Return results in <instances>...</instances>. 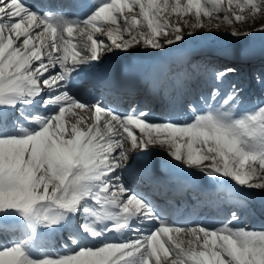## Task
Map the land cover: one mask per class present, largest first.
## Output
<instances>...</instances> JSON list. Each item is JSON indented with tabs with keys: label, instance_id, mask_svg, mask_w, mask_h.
Returning <instances> with one entry per match:
<instances>
[{
	"label": "snow or ice",
	"instance_id": "obj_1",
	"mask_svg": "<svg viewBox=\"0 0 264 264\" xmlns=\"http://www.w3.org/2000/svg\"><path fill=\"white\" fill-rule=\"evenodd\" d=\"M257 17L264 0H0V264H264V71L253 91L235 60L173 52ZM137 52L159 59L92 75ZM129 89L144 102L105 94Z\"/></svg>",
	"mask_w": 264,
	"mask_h": 264
},
{
	"label": "rangeland",
	"instance_id": "obj_2",
	"mask_svg": "<svg viewBox=\"0 0 264 264\" xmlns=\"http://www.w3.org/2000/svg\"><path fill=\"white\" fill-rule=\"evenodd\" d=\"M264 23V18L262 17H257V20L255 23L252 21H247V22H237V24L234 26L230 22H224L221 24L220 28H213L211 34H202L198 36H192L189 38L187 44L183 45L182 48H188L192 47L193 45L200 44L203 41L206 40H212V39H222L225 41H233V42H238V41H245V46L243 47H256L257 41L263 40L264 39V33H256L255 35H252L248 37L247 39H237L234 36H232L230 33L231 31L235 28H238L240 32L247 31L249 27H258L259 24ZM185 30L187 31V26H185ZM197 31L201 33H206L207 30L204 28H200ZM115 58V56H110L109 60H112ZM127 58H132L134 61L138 60V58L144 59V60H149V59H154L155 61H158L159 58L153 53H143V52H137L131 56H127ZM161 152H165L166 148L160 147ZM161 163H167V158L163 154H161L159 158ZM257 194V192L255 193Z\"/></svg>",
	"mask_w": 264,
	"mask_h": 264
},
{
	"label": "bare ground",
	"instance_id": "obj_3",
	"mask_svg": "<svg viewBox=\"0 0 264 264\" xmlns=\"http://www.w3.org/2000/svg\"><path fill=\"white\" fill-rule=\"evenodd\" d=\"M201 53H202V51H201V52H199V54H201ZM204 53H205V52H204ZM199 54H198V55H199ZM147 64H149V63H147ZM161 147H163V146H161ZM163 148H165V147H163ZM161 153H162V152H161Z\"/></svg>",
	"mask_w": 264,
	"mask_h": 264
}]
</instances>
